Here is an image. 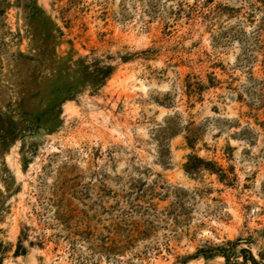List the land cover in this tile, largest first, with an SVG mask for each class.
<instances>
[{
    "label": "rangeland",
    "instance_id": "obj_1",
    "mask_svg": "<svg viewBox=\"0 0 264 264\" xmlns=\"http://www.w3.org/2000/svg\"><path fill=\"white\" fill-rule=\"evenodd\" d=\"M0 264H264V0H0Z\"/></svg>",
    "mask_w": 264,
    "mask_h": 264
}]
</instances>
